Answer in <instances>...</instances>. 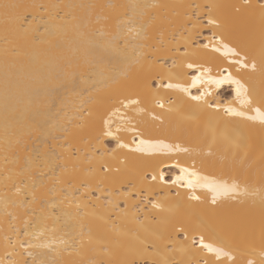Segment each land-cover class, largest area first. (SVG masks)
<instances>
[{"label":"bare ground","instance_id":"bare-ground-1","mask_svg":"<svg viewBox=\"0 0 264 264\" xmlns=\"http://www.w3.org/2000/svg\"><path fill=\"white\" fill-rule=\"evenodd\" d=\"M243 3L244 0H0V261L143 264L140 241L148 239L158 246L155 258L164 256L194 264L214 259L199 252L198 243L190 247L194 225L200 219L205 227L199 231L206 238L214 232L232 238L235 264H247L249 259L260 264L264 259L260 255L264 129L258 123L225 115L227 106L242 110L233 87L207 86L211 95L205 96V101L212 107L207 103L193 107L179 90L159 89L157 95L147 88L139 91L140 105L124 108L120 104L125 96L137 94V89L131 87L134 81L167 75L173 59L178 64L186 59L198 60L219 78L218 73L229 64L219 53L200 48L209 43L212 35L209 28L201 27L202 22L206 23L204 6ZM4 4L29 7L9 9L6 17ZM107 4L126 7L117 12L90 7ZM222 12L229 18L238 15L232 8ZM101 16L110 19H98ZM118 19L123 21L122 35L131 41L127 48L122 41L109 44L117 34ZM129 25L134 29L130 35ZM224 37L230 45L244 49L240 26L225 32ZM258 42L257 37L255 54L259 64ZM186 47L187 57L183 56ZM142 54L151 60L136 64L135 58ZM101 61L107 85L86 68ZM229 70L237 75L234 68ZM61 71L78 74L73 82L52 91L48 97L53 105L51 111L36 116L34 90L52 88L51 78ZM240 75L250 85L254 98L264 93V78L259 72L251 79L245 73ZM179 82L185 87L190 84L187 78ZM204 88L205 85L192 88L191 94L198 95ZM155 99L164 103L163 109L155 106ZM152 115L158 119L153 120ZM104 120H109L111 130L131 147H135L132 141L138 130L145 138L179 143L189 151L146 155L116 149V141L103 136ZM101 166L109 171H102ZM180 167L209 179L231 182L235 178L242 190L247 187V194L237 200L220 197L217 205H212V193L207 189H189L183 181L171 183L180 175ZM145 172L149 174L147 180L143 179ZM161 173L165 177L163 184L151 180L152 174ZM150 184L156 187L149 189ZM192 191L201 197L200 202L188 199ZM150 200L158 201L162 207L153 209ZM125 204L127 211L122 210ZM209 209L216 211L213 214ZM177 225L188 229L187 242L183 233L174 232ZM170 235L174 239L168 243ZM165 245L176 250L165 251ZM222 259L224 264H232Z\"/></svg>","mask_w":264,"mask_h":264},{"label":"snow or ice","instance_id":"snow-or-ice-1","mask_svg":"<svg viewBox=\"0 0 264 264\" xmlns=\"http://www.w3.org/2000/svg\"><path fill=\"white\" fill-rule=\"evenodd\" d=\"M27 5H9L4 4L3 8L5 10V15L7 17L9 9H21L28 8ZM90 7H99L101 9L108 8L112 9L114 12H117L119 8L126 7L124 5H92ZM134 7V6H133ZM198 8L200 6H197ZM225 8H232L237 16L234 17H225L223 15L222 10ZM206 9V23H201V27H207L212 32V35L208 38L209 43L201 44L200 48L210 50L211 53H219L223 56L229 64V68H224L218 73L219 78H215L211 75L212 69L210 67H205L204 64L200 63L198 60L186 59L182 60L180 64L177 63L176 59L172 60L171 69L168 70L167 75L158 74L156 76H152L150 78H142L137 79L133 82L131 87L137 89V94L135 96H125L120 100V104L124 108H128L130 105H140L142 103L139 91L145 88L151 89L153 93L159 94V89H167V90H179L184 93L185 96L188 97L189 101L192 102L193 107L200 108L204 103H207L208 107H212L211 103L205 101V96L211 95L208 91L207 86H215L220 87L223 84H229L233 87L235 92V98L237 102L240 103L242 110H236L231 106H227L224 109V113L227 116L232 117H241L247 121H251L253 123H258L259 126L264 129V93H262L258 98H254L253 91L248 84V82L244 79L241 73H245L251 79V75L257 72L260 73L261 77L264 78V0H255V3L252 0H244L242 5H223V4H208L204 6ZM243 13L242 15H239ZM18 17H13V19H17ZM98 19H103L104 21H108L110 18L108 16H101ZM123 21L118 19L116 28L117 34L112 37V40L109 41V44H113L118 41H122L124 48H127L131 41L128 36H123L124 28L122 27ZM240 26L243 31V35L245 37L244 40V50L240 47L232 46L228 42L225 41L224 33L229 32L231 29ZM134 29L129 25L127 27V32L129 35ZM103 31L101 30V35H103ZM258 37V55H259V64L257 62L256 53V41ZM179 52L180 49L177 48L175 50ZM189 55L187 47L183 53V56L187 57ZM145 60H151L150 57L138 56L135 58L136 64H141ZM153 63H159V61H153ZM165 61V65H166ZM165 65H161L164 67ZM88 71H92L98 76L101 77V83L107 85V81L104 79V67L103 62H99L96 65H87ZM181 69L179 71H173V69ZM230 68H234L237 75L233 74V71L229 70ZM194 70L197 74H190L188 71L184 70ZM225 72L227 75H225ZM77 72H58L51 79L54 81L52 88H37L33 92V107L34 113L36 116H43L51 111L53 105L48 97L51 95L52 91L56 88H60L65 86L68 83H71L75 80L77 76ZM185 78L190 80V84L187 87L182 86L179 82L181 80H185ZM200 85H205V88L200 91L198 95H192L191 89L197 88ZM127 101V102H125ZM155 106L161 109L164 108V103L161 102L160 99H155ZM219 106L217 105V108ZM247 108L248 111H244L243 109ZM140 111H144V109H139ZM250 113H254L250 114ZM152 119H158L156 115H152ZM104 130L103 136L112 137L116 141V149H125L127 148L129 152L132 153H143L146 155H153L155 153H174V152H185L189 151L186 147H181L179 143L169 144L165 143L160 139H153L151 137H144L143 132H138V136L133 137L132 143L135 147H131L129 144L123 143L121 138L117 136L112 130L110 126L109 120H104ZM120 131V128H117V132ZM139 137V139H138ZM99 139V137H98ZM138 139V142H137ZM116 149H112L113 152ZM7 161V157H6ZM166 161H160V163H165ZM159 165H157L158 167ZM102 171H109L108 168L101 166ZM155 173V170H153ZM148 172L144 173L143 179H148ZM11 178V177H9ZM151 180L153 182H159L161 184L164 183L165 177L161 174H152ZM183 181L184 186L189 189L195 188H203L207 189L208 192L212 193L211 196V204L217 205V201L220 197H225L231 200H237L239 196L247 194V187L245 186L242 190V186L239 181L235 178L229 182L228 180H217V179H209L207 176H201L196 171H189L186 167H180V175L176 176L172 179V184H178ZM62 182V181H61ZM15 187V185H13ZM35 187V186H34ZM155 184L148 185L149 189L155 188ZM17 194H19V189H17ZM179 195V193H177ZM188 199L191 201H201V197L196 194L195 191H192L188 194ZM33 200H35V193L33 192ZM142 203V201H141ZM153 209H160L162 206L158 201L150 200ZM116 208H119L120 205H115ZM127 211V204H125L122 209ZM211 213H215V209H209ZM260 215H261V241L262 248L260 251L261 257H264V198L261 199V207H260ZM110 218V217H109ZM205 227L202 220L197 219L193 234L191 236V246H195L197 243L199 244L198 251L204 254H207L208 257H212L214 259H203L202 261L197 260L194 264H224V260L222 258H227L228 261H231L232 264H235V257L233 255V250L231 247L232 238L228 236H217L215 232L212 234L211 238H206L203 231H199L200 228ZM174 232L183 233L184 242L189 240V232L188 229L183 225H177L174 228ZM197 236L199 239L197 240ZM174 237L170 235L168 237V243L173 241ZM143 247L140 250L141 260L143 264H193L191 261L181 262L176 261L174 259H170L168 257L160 256L159 258H155L159 249L155 242L149 241L148 239H143L140 241ZM24 246V242H21V247ZM31 246V244H29ZM151 249V250H150ZM176 249L168 248L165 245V251L172 252ZM181 251H185V248H181ZM103 251H107V249H103ZM0 264H4L3 261H0ZM8 264H27V261H16L9 260ZM107 264H135V261H109ZM247 264H256V262L252 259L247 261ZM260 264H264V259L260 261Z\"/></svg>","mask_w":264,"mask_h":264}]
</instances>
